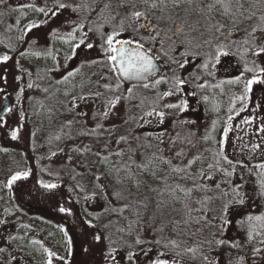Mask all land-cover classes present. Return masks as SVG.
Wrapping results in <instances>:
<instances>
[{
  "label": "trees",
  "instance_id": "1",
  "mask_svg": "<svg viewBox=\"0 0 264 264\" xmlns=\"http://www.w3.org/2000/svg\"><path fill=\"white\" fill-rule=\"evenodd\" d=\"M22 2L6 7L0 2V47L22 69V94L27 97L29 105L26 109H19L21 116L34 115L40 128V155L35 157L33 168L26 169V173L34 172L40 178L50 173L52 178L46 185L62 187L75 205L80 221L96 224L107 239L108 251L123 254L128 263L135 259L138 264H154L162 259L167 264H225L233 243L231 237L224 233L221 222L224 214L230 215L223 209L225 196L218 154L209 140L213 137L223 141L227 131L237 124L240 132L247 133V141L264 142V53L255 54L264 46V0ZM153 3L156 7H151ZM60 4L65 7L60 8ZM137 11L144 13L138 21L132 16ZM29 16L37 19L35 25L49 37L63 35L65 40L85 45L86 61H81L85 66L80 70L76 63L75 69L56 74L57 63L51 64L48 58L57 52L60 59L65 60L69 56V41L64 45L56 43L59 49L42 57L43 64L41 56H26V50H20L16 43L17 26L12 21L15 17L26 20ZM177 16L182 17L183 22L177 26L179 29H187L188 25L195 32L194 47L200 46L197 32L208 20H217L219 26L228 30V34H235L232 40L219 43L210 58L211 62L217 63L222 59L221 56L216 59L217 52L228 53V71L231 73L226 75L231 76L228 81L220 71L221 74L217 73L213 64H208L210 61L197 68L192 65L207 52L202 51L204 47L192 51L187 49L185 53L173 50L176 40H170L172 34L168 40L163 32L169 27V20ZM141 24L145 27L141 28ZM114 31L120 32L117 39L139 40L145 49L153 50L150 55L167 64L165 72L172 73L167 88H156L149 82L147 88L139 82L127 85L121 78L117 79L118 74L109 70L104 52L107 35ZM150 36L156 39L152 40ZM249 80L259 83L258 88L254 83L250 88L246 87ZM185 89L193 93L195 101L205 102L201 103V108L212 119L210 137L205 143L203 135L197 137L203 144L194 150L191 158H180L181 152L178 157L171 158L152 137L160 132L158 127H151L152 119L168 118L175 123L182 109L169 107L165 93L174 95ZM83 101H90L96 109L113 101L119 103L124 110V118L118 124H106L96 118L88 125L74 108ZM54 153L67 154L71 164L51 171L49 160ZM246 160L249 163L250 157ZM143 163L149 164L148 172H142L137 167ZM173 168L181 171L174 172ZM15 171L24 172L25 168ZM151 171H155V178L149 174ZM135 180L141 181L139 190L135 187ZM96 183L105 185L109 194L98 192L94 195ZM177 185L185 191L177 190L174 200L168 189H176ZM149 186L158 191H149ZM189 189L191 192L187 193ZM160 190H163V195L159 194ZM117 192H122L123 196L117 198ZM145 196L150 201L147 212L143 209ZM95 198L102 204L91 211L87 207H91ZM159 200L166 204L162 213L155 212ZM15 205L25 211L26 216L31 214L58 223V218L62 219L51 208H36L19 197ZM22 217L20 215L19 218ZM67 219L74 223V219ZM146 232L151 238L144 236ZM171 241L176 242L175 247ZM188 249L194 251L189 252ZM78 256L73 254L71 263L79 260ZM38 257L40 264L41 254Z\"/></svg>",
  "mask_w": 264,
  "mask_h": 264
},
{
  "label": "rangeland",
  "instance_id": "2",
  "mask_svg": "<svg viewBox=\"0 0 264 264\" xmlns=\"http://www.w3.org/2000/svg\"><path fill=\"white\" fill-rule=\"evenodd\" d=\"M22 1L2 0V6H13L23 3ZM23 19L15 17L12 23H16L17 26L16 43L20 50H26V56H41L40 62L43 64L42 57L49 56L52 51L55 53L56 49H59L56 43L64 45L69 41L70 44L67 46L69 56L65 60L60 59L57 52L48 58L51 64L56 65L57 63L56 74L60 75L62 71L75 69L76 63L80 70L85 66L81 62L86 61L85 45L75 44L69 39L65 40L63 35L49 37L37 26L29 29V25H35L37 19L30 16L26 20ZM55 24L58 25L59 22ZM180 24H183L182 17L177 16L169 20L167 24L169 27L163 32L168 40L170 34H172L170 40H176V46L172 45L173 50L176 49L178 52L183 50L185 53L187 49L192 51L204 47L202 51L207 52L200 55L201 58L192 65L197 68V66L204 65L205 61H210L208 64H213L218 74L230 75V70L228 71L230 56L221 55L222 59L217 63L211 62L210 58L219 43L224 44L227 40H232L235 34H228V30L219 26L217 20H208L197 32L201 40L200 43L197 41L196 43L200 46L194 47L195 32L191 31L188 25H186L187 29H179L177 26ZM4 56L7 54L0 47V110L4 99L9 100L8 108L0 119V264H39V254L42 258L40 264H48L49 252L55 254L51 257V264H138L135 259H131L128 263L123 254L108 251L107 239L101 229L96 224L88 222L83 224L80 221L76 215L75 205L69 196H66L67 193L62 187L57 185L55 188L45 187L52 178L49 176L50 173L47 172L48 175L40 178L34 175V172H30L26 176L20 175L11 186L8 185L15 169L25 168L22 172L26 173V169L33 168L35 157L40 155L38 148L40 128L35 123L34 115L21 116L19 109L21 107L26 109L29 105L27 97H23L22 94L24 90L22 69L13 63L11 57L6 61L3 60ZM156 61L159 65L158 72L139 83L149 82L153 87L167 88V85L171 83L172 73L165 72L168 66L164 61L159 59ZM228 78L231 76H226L225 80L228 81ZM156 81L161 82L157 84ZM253 85L258 88L259 83ZM191 93L185 89V91L179 90L177 94L168 95L167 101L170 105L182 109L175 123L168 118L154 117L152 119L151 127H158L160 130L152 137L157 139L165 155L171 158L178 157L177 154L180 152V158H191L194 150H198L203 144L199 143L197 137L203 135L204 143L208 136L210 137L209 126L212 119L210 114L202 110L201 103L205 102L195 101ZM74 108L88 125H91L96 118L106 124H118L124 118V110L119 103H115L114 107L110 104L96 109L90 101H83L77 103ZM262 125L264 127V121ZM13 132L16 133L15 138H13ZM246 135L247 133L240 132L235 124L227 131L223 141H217L213 137L209 140L210 145L218 154V165L225 196L223 205L229 206L227 211L230 217L224 214L225 218L221 222L224 233L231 237L233 243L225 264H264V222L247 220L248 216H264V163L262 162L264 142L247 141ZM54 154V157L49 160L51 171L58 166L71 164V159L67 154ZM246 157H250L249 163ZM22 172H16L14 175L22 174ZM96 186V189L93 188L94 195L98 192L109 194L105 185L96 183ZM18 197L36 208L45 206L56 211L62 218H58L61 224L58 221L34 217L31 214L26 216L25 211L23 212L15 205ZM238 198L243 199L242 204L236 202ZM95 199L90 204L91 207H87L91 211L102 204ZM62 208L65 211H61ZM20 215L24 217L19 218ZM67 218L74 219V223L72 224ZM249 232H251V237H249ZM97 236L100 237L99 240L96 239ZM144 236L151 238L147 232ZM71 254L79 255V260L71 263Z\"/></svg>",
  "mask_w": 264,
  "mask_h": 264
},
{
  "label": "snow or ice",
  "instance_id": "3",
  "mask_svg": "<svg viewBox=\"0 0 264 264\" xmlns=\"http://www.w3.org/2000/svg\"><path fill=\"white\" fill-rule=\"evenodd\" d=\"M0 2H2V0H0ZM120 6H122V3ZM59 7L63 8V7H65V5L60 4ZM105 7H108V5H105ZM151 7H156V4L153 3L151 5ZM38 11H43V9H38ZM53 14H55V13H53ZM132 16L135 17L136 20L138 21L141 17L144 16V13L137 11V12H133ZM35 26L36 25H29V29H31L32 27H35ZM140 27L143 28V27H145V25L141 24ZM253 31H255V29ZM119 35H120V32L114 31L111 34L107 35V39L105 41L106 47L104 48V52H105V58L108 62L109 70L119 74L117 77L118 80L120 78H123L124 80H129V81H132V80L143 81V80L147 79L149 76H151L156 71V65L153 63V61H154V59H157L158 57L150 55V52H152L153 50L152 49H145L144 44L141 43L139 40H120V39H117V37ZM149 38L152 40L156 39V37H152V36H150ZM81 43H83V41H81ZM133 43L136 45L134 48L131 47V45ZM88 47L91 48L92 45L89 44ZM262 53H264V46L260 47L255 54L259 55ZM227 54H228L227 52H217L216 59L219 60L221 55H227ZM2 59L6 61L9 59V57L4 56ZM181 67H183V65H181ZM205 67H207V65H205ZM246 70L250 71V69H246ZM160 82L161 81H156L155 83L158 84ZM178 83H183V81H178ZM252 83H254V80H249L246 87L250 88ZM143 86L145 88H147L149 85L144 84ZM117 87H119V84H117ZM128 91L131 92V89H128ZM170 94L171 93H165V95H170ZM111 103H112V106L114 107L115 102L113 101ZM168 106L169 107H175L174 105H168ZM105 115H107V113H105ZM148 115H151V113H148ZM159 115L162 116L163 113H160ZM12 135H13V138L16 137L15 132H13ZM118 155H119V153H118ZM177 155H179V153ZM165 162L167 163V161H165ZM189 163H191V161ZM137 167L142 172H148V170H149V164L148 163L138 164ZM172 170L174 172L181 171L179 168H173ZM149 174L151 176H153V178H155V176H156L155 171H151ZM20 175L26 176L27 173L13 175L11 177V179L9 180L8 185L11 186V184L20 177ZM97 179H99V177H97ZM129 179H132V177H129ZM164 179L166 180V178H164ZM140 186H141V181L135 180V187L137 188V190L140 189ZM45 187L55 188L56 185L50 184V185H45ZM148 190L153 191V192L158 191L157 189L151 188L150 186H149ZM177 190L185 191L184 189H181L179 187V185H177L176 189H171V188L168 189L169 193L172 195L174 200L176 199L175 193ZM190 192H191V189L187 190V193H190ZM159 194L163 195V190H160ZM116 196H117V198H120L123 196V193L117 192ZM237 196L239 197V193H237ZM236 202L242 204L243 199L238 198ZM149 207H150V201L148 200V197L145 196L144 201H143L144 211L147 212L149 210ZM164 207H166V204L163 200L157 201V203L155 205V212L162 213ZM228 207L229 206L226 204L224 206V210L227 211ZM61 211H65V209L62 208ZM247 220L249 222H251L253 220H255L257 222H264V216H255V217L248 216ZM225 223H227V221H225ZM249 237H251V232H249ZM96 239L99 240L100 237L97 236ZM137 243H140V241L137 240ZM156 243H160V241H156ZM171 243L173 244L174 247L176 246L175 241H171ZM45 251H47V249ZM187 251L192 252L194 250L188 249ZM48 255H49L48 264H51V257L54 256L55 254L49 252ZM161 255H164V254L162 253ZM176 255H179V253H176ZM130 256H131V254H130ZM154 264H167V261L162 260V259H158L157 261L154 262ZM177 264H179V262H177Z\"/></svg>",
  "mask_w": 264,
  "mask_h": 264
},
{
  "label": "water",
  "instance_id": "4",
  "mask_svg": "<svg viewBox=\"0 0 264 264\" xmlns=\"http://www.w3.org/2000/svg\"><path fill=\"white\" fill-rule=\"evenodd\" d=\"M153 62L156 65V71L155 72H157L158 69H159L158 63L155 60ZM8 105H9V100L6 98V99H4V102H3V105H2V109L0 110V119L5 114V112H6L7 108H8Z\"/></svg>",
  "mask_w": 264,
  "mask_h": 264
},
{
  "label": "flooded vegetation",
  "instance_id": "5",
  "mask_svg": "<svg viewBox=\"0 0 264 264\" xmlns=\"http://www.w3.org/2000/svg\"><path fill=\"white\" fill-rule=\"evenodd\" d=\"M131 47H135V46H133V45H131ZM155 61H156V59H154ZM157 62V61H156ZM154 63V62H153ZM158 63V62H157ZM159 66V65H158ZM158 72V71H157ZM154 73H156V72H154ZM153 73V74H154ZM119 75V74H118ZM150 77V76H149ZM149 77L147 78V79H149ZM147 79H145V80H147ZM121 80L123 81V82H125V84H130V83H134V82H139L138 80H132V81H129V80H124L123 78H121Z\"/></svg>",
  "mask_w": 264,
  "mask_h": 264
}]
</instances>
